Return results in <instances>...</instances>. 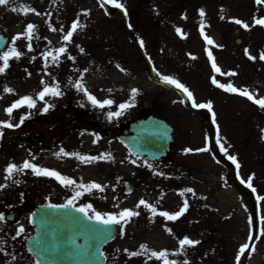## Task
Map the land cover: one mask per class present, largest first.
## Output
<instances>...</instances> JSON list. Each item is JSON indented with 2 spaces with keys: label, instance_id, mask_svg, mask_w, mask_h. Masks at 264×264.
<instances>
[{
  "label": "rangeland",
  "instance_id": "obj_1",
  "mask_svg": "<svg viewBox=\"0 0 264 264\" xmlns=\"http://www.w3.org/2000/svg\"><path fill=\"white\" fill-rule=\"evenodd\" d=\"M120 2L127 8L133 37L138 43L144 40L142 49L152 65L162 74L179 79L194 93L198 102L212 101L216 112L214 124L220 127L221 142L241 164L240 177L247 180L255 174L253 186L257 195H264V109L246 97L229 93L211 83V77L215 75L221 83H232L247 88L257 94V98L264 97V61L259 59V52L264 50V26L254 23L255 18H264V4L257 5L255 0ZM43 4V7L48 4L49 8L36 10L41 15L29 11L20 23L15 21L18 10L7 14L0 12V33L9 39L4 51L11 46L14 35L26 31L28 23L37 25L35 32L39 36L33 39L31 52L26 47V39L18 40L17 47L24 55L19 60H11L6 73L0 74V120H8L5 108L26 94L25 77L46 76L41 53L53 50L50 42L53 31L49 24H37L34 20L45 19L54 13L51 25L57 28L63 25L68 30L79 16L85 27L78 29L73 41L67 44L68 53L61 55L59 66L53 65L49 58L47 70L51 75L48 74V83H54L55 77L64 92L62 97H46L55 107L42 114L43 102L38 100L34 109L25 106L14 110L11 117L14 123L25 112L31 111V116L20 128L4 129V136L0 139V184L5 183L3 170L7 164H22L25 159H31V152L36 156L34 162L57 169L76 179L77 183L82 179L85 183L96 181L106 186L102 193L98 190L85 193L78 198L77 206L92 203L98 211L119 212L125 207L135 208L139 199L144 198L159 210L176 211L186 198L189 209L177 221H167L159 215L153 218L141 206L140 216L131 218L124 225L123 234L118 226L115 241L105 247L107 264H161L148 259L147 255L130 257L129 253L138 251L142 243L153 250L167 249L172 253L185 235L201 243L186 247V251L178 256L170 255L169 258L176 259L178 264L185 259L189 264H237L240 246L250 243L248 237L255 234V204L246 183H242L243 190L237 186L233 173L229 171H236L235 165L220 152L219 145L216 144L214 151L216 159L212 155V133L205 127V122H213L211 113L206 109L192 108L188 99L185 106L179 91L152 81L148 64L127 35L124 22L106 16L104 9L111 14L117 10L111 4L101 7V0H43ZM35 8L42 7L37 4ZM200 9L205 11L204 18L199 15ZM85 10L90 14L85 15ZM233 18L248 22L250 28L235 24ZM202 19L205 33L214 41L212 45H208L200 33ZM177 28L182 29L183 35L176 31ZM80 47H83V53ZM209 49L222 72L232 71L236 75L216 73L208 59ZM245 49L257 59L250 60ZM69 54L75 57V61L69 58ZM117 64L125 71H121ZM84 69L88 71L84 72ZM82 74L84 83L96 96L97 91L105 87L112 90L106 91L109 98L117 102L112 110L131 99L133 88L139 89L134 107L122 117L109 121L107 109L93 108L83 94L68 83L69 79L75 81ZM153 74L160 80L156 72ZM255 84L257 88H254ZM5 86L14 91L5 93ZM259 88H262L260 93L257 92ZM82 102L84 106H81ZM150 115L167 121L175 129L170 154L159 161L148 162L154 166L152 169L144 164L145 160L133 157L117 140L130 123ZM92 133L99 134V142H93L95 136ZM60 147L85 155L108 152L114 160L84 164L74 157L58 158L55 153ZM189 147H208L210 151L185 154L184 149ZM132 159L137 163L132 164ZM154 171L164 172L166 176L154 175ZM13 179L20 183L8 180L7 187L0 189V202L6 212L15 211L22 221H0L4 250L5 245L13 241L9 233L18 230L20 225L25 228L23 243L32 235L28 220L33 209L42 204L66 203L75 194L74 187L65 188L55 179L36 176L30 170L15 174ZM126 183L132 185L130 193H125ZM185 188H193L195 195L185 193L181 196L179 193ZM259 203L261 216H264V201ZM165 225L173 229L172 234L166 231ZM253 245L255 251L250 249L242 264H264V236L260 232Z\"/></svg>",
  "mask_w": 264,
  "mask_h": 264
},
{
  "label": "snow or ice",
  "instance_id": "obj_2",
  "mask_svg": "<svg viewBox=\"0 0 264 264\" xmlns=\"http://www.w3.org/2000/svg\"><path fill=\"white\" fill-rule=\"evenodd\" d=\"M55 2V0H53ZM257 5H262L264 4V0H255ZM9 0H0V5H8ZM106 4H111L114 8L116 9H121L124 11V14L127 15V8L123 3L120 2V0H101V7H104ZM13 11H17L16 8L12 9ZM31 11L35 13L36 15H41V13L37 12L35 8L28 7L24 9V14L27 15L28 11ZM84 14H90L88 10L84 11ZM199 15L201 18L205 17V11L204 9L199 10ZM186 18V16H185ZM223 18V17H222ZM235 24L241 25L244 29H249L250 24L248 22H245L242 19L238 18H233ZM49 27L53 32L57 31V28L51 25L50 21H48ZM255 25L259 26H264V18H255L254 19ZM85 27L81 23L80 17L77 16V18L71 23L70 28L68 30H65L64 26L61 25L59 28V31L63 32L64 35L62 37L63 41L66 42L64 46H61L59 48H55L51 51H44L41 53L43 59H44V70L47 72V69L49 67V58L51 60V63L53 65L59 66L60 62V57L61 55L68 53V47L67 44L71 43L73 41V36L74 34L78 31V29ZM129 27H132L131 24H129ZM37 28V25L34 23H28L26 25V31L22 33H17L16 35L13 36L12 41H11V46L7 48L6 51H2L0 53V62H2V66H0V74L6 73V70L10 67V61L15 59L19 60L23 55L24 52H22L18 47H17V41L21 40L22 38L26 39L27 44L26 47L29 52L33 50V39L34 38H39L38 34L35 32ZM205 25L203 22V19L201 20L200 24V33L203 36L204 40L207 42L208 45H212L214 43L213 39L208 36L205 33ZM176 31L183 35V31L180 28H177ZM46 39V37H45ZM140 47L143 48L145 47V42L143 39L139 41ZM6 44L5 38L3 36H0V49L4 48ZM220 47L219 45H217ZM80 52L83 53L84 49L83 47H80ZM245 53L248 55V58L250 60L255 61L257 59L256 55H252L248 49H245ZM191 55V54H189ZM208 59L211 61V67L216 73H220L221 75H227V76H233L236 75L235 72L229 71V72H222L220 67H218L216 58L213 55V52L211 49L208 50L207 52ZM69 58L73 61H75V57L71 56L69 54ZM193 59H195V56H192ZM33 60H35V57H32ZM150 59V58H149ZM259 59L264 61V50L259 52ZM117 67L120 68L121 71H125V69L121 68L119 64H117ZM76 71H80V69H76ZM84 72H87V69L83 70ZM153 71L156 72V75L160 78L162 82L165 84L173 85L176 89H179L181 92H183L187 99L191 101V107L195 109H206L209 113H211V119L213 123H216V112L213 110V103L211 100L201 103L198 102L197 99L194 96V93L185 85L183 84L179 79L171 76V75H166L162 74L159 70L153 66ZM51 75V73H48ZM31 75V73H29ZM54 83H48L44 81L43 79L41 80V84L43 85L42 90L38 91L36 93V98L33 97V95H24L20 97L19 99H16L14 102L11 103L10 106L5 108V112L7 116L9 117L8 120H0V139L3 138L4 136V129H16L20 128L23 126L25 120L31 116V111L25 112L19 117V121L14 123L11 119L13 116L14 110H18L22 107H27V109L31 110L37 107V98L39 101L43 102V107L40 109L42 114H47L50 109L54 108L55 105L53 103H50L46 97L50 96L52 98H58L62 97L64 95V92L61 89L60 82L53 77ZM68 83L72 85L76 89L77 92L82 93L83 96L86 98L87 102H90L91 106L93 108H99L100 110H105L106 111V118L109 121H112L114 119H118L122 117L129 109L134 107L135 102H136V97L139 94V89L133 88L131 90V99L119 103L117 106V110H112L113 106L117 104V102L112 99V98H98L95 94H93L92 91L89 90V88L86 86L84 83V76L83 74L73 81L72 79H69ZM211 83L215 86H217L220 89H223L229 93H237L243 97H246L249 101L255 103L258 105L261 109H264V97L262 98H257V94L253 93L252 91L248 90L247 88H239L234 86L232 83H221L217 77L214 75L211 77ZM3 91L5 93H12L14 90L8 86H5ZM111 89H108V92H111ZM2 99V97H0ZM81 106H84V103L82 102ZM216 144L219 145L220 152L223 153V155L227 158L228 161H230L233 165H235L237 175H239V170L241 168V164L237 158L236 155H231L228 151V149L225 147L224 143L221 142V136H220V127L217 124L216 126ZM83 134V133H82ZM93 136H95V140L93 141L94 143L99 142L100 136L97 133H92ZM210 149L208 147H201L197 149H193L191 147L185 148L184 152L185 154L187 153H192V152H208ZM55 155L60 158V157H74L78 159L80 162L84 164H91L93 162L97 161H113L114 157L112 156L111 153L105 152L101 153L100 155H85L81 154L79 152H69L66 151L63 147L59 148V151L55 153ZM31 159H25L22 164H17L15 162H10L7 164L6 168L3 170L4 173L6 174L4 176L5 183L0 184V189L7 187V181L8 180H13L14 183H20L19 180H14L13 177L17 173H25L27 170H30L32 174L36 176H43L47 178H53L55 179L60 185H62L65 188L69 187H74L75 188V194L67 200L66 203L63 204H53L49 203L47 205L48 208L50 209H55V210H68L72 209L77 213H82L83 217L86 218L87 221H91V224H86L84 221L78 217H74V221L79 223L82 228L87 232L91 233L97 237H103V239H107L108 235L107 233V228L111 226H120L119 231L121 234H123L124 231V225H126L131 218L133 217H138L140 216V211L139 209L141 206H143L144 209L148 210L151 213V216L154 218L157 215L163 217L167 221H177L180 219L184 214L187 212L189 209V203L188 200L185 198L182 206L176 210V211H167V210H159L156 205L153 203H150L148 200L141 198L139 199L138 203L136 204L135 208H123L119 212H114V211H108V212H101L96 210V208L93 207L92 203H84L81 204L80 206H77V200L78 198L82 197L85 195V193H93L94 190H98L101 193L105 191L106 186L102 185L96 181H91L88 183L83 182L81 179L79 183H77V180L66 176L62 174L59 170L54 169V168H49L45 167L42 165L37 164L35 161L36 156L34 154H31L30 152ZM220 161L218 160L217 163ZM132 164H136L137 160L132 159L131 160ZM144 164L147 165L148 168L152 169L154 166L148 161H144ZM154 175H159V176H166L164 172H155L153 173ZM255 174H252L247 178V180H244L241 178V183H246L247 187L251 189L253 193L257 192V189L253 186V179H254ZM185 193H192L195 195V190L193 188H185L180 191V195L184 196ZM163 197H161L162 199ZM257 201H264V195H257L256 196ZM157 204H159V201H157ZM43 207V206H42ZM119 205H117V208ZM33 215H36L33 213ZM5 219L4 214L0 213V221H3ZM252 218H249V224H251ZM260 234L261 236H264V216H261L260 218ZM166 231L169 234L173 233V229L171 227H167L165 225ZM25 232V228L23 225H20L16 235L19 236L20 234ZM253 237L249 236L248 240L252 241ZM201 243L200 240H194L191 239L189 236L185 235L183 236L182 239H179L178 244L179 247L175 252L170 253L169 250H153L149 247L148 244L142 243L139 245V250L138 251H131L129 253L130 257H139L142 255H147L148 259H155L156 261H160L161 264H178V261L176 259H170V255H175L178 256L181 253H184L186 251V247H193L196 245H199ZM35 249H36V254L38 256H44L49 252V249L45 245L43 238H36L35 240ZM251 249V251H255V246L250 245V243H244L240 246L239 248V253L236 256V262L237 264H240V259L242 256L245 255L246 250ZM126 252H128V249H125ZM103 255L102 252L99 251L98 248H93L88 252V255ZM36 264H41V261L38 259L36 261ZM182 264H189V261L187 259L183 260Z\"/></svg>",
  "mask_w": 264,
  "mask_h": 264
},
{
  "label": "water",
  "instance_id": "obj_3",
  "mask_svg": "<svg viewBox=\"0 0 264 264\" xmlns=\"http://www.w3.org/2000/svg\"><path fill=\"white\" fill-rule=\"evenodd\" d=\"M113 18L123 19L125 21L128 34L132 38L127 18L123 10H118ZM3 36V35H0ZM4 37V36H3ZM5 38V37H4ZM7 45V39L5 38ZM140 52L142 50L136 44ZM4 48L0 49L2 51ZM151 66V65H150ZM155 80L154 75H152ZM207 128L211 130L210 123ZM173 128L165 121L150 116L147 119L139 120L132 123L128 131L119 137L121 142L133 156L140 159L148 158L150 161L159 160L166 157L170 151L173 142ZM237 184L240 185L241 179L236 175ZM251 191V189H250ZM126 192H130V185H126ZM256 199V193H253ZM35 213L36 215H33ZM31 215L30 223L35 227L36 234L29 239L27 243L28 251L41 261V264H106L103 255H88L93 248H98L100 252L104 246L112 242L117 234V226L107 228V239L97 237L91 233H87L82 226L74 221V217H78L86 224H91L83 217L82 213H77L72 209L55 210L50 209L47 205L40 206ZM256 233L260 229V205L256 203ZM43 238V241L49 252L44 256H38L35 249L36 238ZM253 240V241H254Z\"/></svg>",
  "mask_w": 264,
  "mask_h": 264
},
{
  "label": "bare ground",
  "instance_id": "obj_4",
  "mask_svg": "<svg viewBox=\"0 0 264 264\" xmlns=\"http://www.w3.org/2000/svg\"><path fill=\"white\" fill-rule=\"evenodd\" d=\"M39 4V8L40 9H36L35 6ZM43 0H28L27 2H22V0H9V4L8 5H0V12L2 13H5L7 14L9 11H11L13 8H16L18 10V15H17V18L15 19V21L17 23H20L23 21V18H24V9L28 8L29 6L32 7V8H35L36 10H43V8H46L48 9L49 7L46 5L43 7ZM5 8V9H4ZM30 11V10H29ZM28 11V12H29ZM52 15L51 14L50 16H48L47 18H42V19H38V20H34V22H36L37 24H41V25H46V24H49L48 21H52ZM55 20H56V17H55ZM57 28V27H55ZM59 28H57V31L55 32H51L52 36L50 37V42L52 44V48L55 49V48H59L61 46H64V44H62V37L64 35L63 32L59 31ZM65 28V27H64ZM65 30H67L65 28ZM77 47V46H76ZM75 48V46L73 47ZM44 70V69H43ZM45 71V70H44ZM43 72V71H42ZM48 70L47 72H45V75L46 76H43V77H37V78H32V77H25V81L23 83V86L25 88V90L27 91L25 95H33L34 98H36V93L41 89V87L43 86L41 84V80L43 79L44 81L48 82ZM31 81H34L31 83ZM254 88H257V84H255ZM108 87H105L104 90L100 91L98 90L97 91V96L98 97H102L103 98H106L105 95L107 96V98H109V93H107L106 91H108ZM257 90V89H256ZM262 91V88H259V90H257L258 93H260ZM37 102H38V98H37Z\"/></svg>",
  "mask_w": 264,
  "mask_h": 264
},
{
  "label": "flooded vegetation",
  "instance_id": "obj_5",
  "mask_svg": "<svg viewBox=\"0 0 264 264\" xmlns=\"http://www.w3.org/2000/svg\"><path fill=\"white\" fill-rule=\"evenodd\" d=\"M0 213L4 214L5 221L8 223L22 221L17 217V213L15 211L6 212L1 202ZM1 225L2 224L0 223V264H32V262L33 264H36L33 257L26 250L28 238L25 239V242L23 243L22 234L17 236L16 229H13V231L9 233V235L13 237V241H9L7 245H5L6 249H3L4 245H2L1 238L4 233H2Z\"/></svg>",
  "mask_w": 264,
  "mask_h": 264
}]
</instances>
